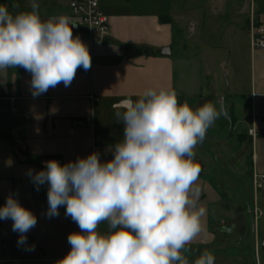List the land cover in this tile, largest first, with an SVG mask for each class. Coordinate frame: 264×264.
Listing matches in <instances>:
<instances>
[{
  "label": "crops",
  "instance_id": "1",
  "mask_svg": "<svg viewBox=\"0 0 264 264\" xmlns=\"http://www.w3.org/2000/svg\"><path fill=\"white\" fill-rule=\"evenodd\" d=\"M38 3L42 20L65 16L70 26L75 25L67 0H38ZM100 3L109 18L110 37L101 45L91 46L82 30L73 33L87 46L91 68L88 71L79 68L70 86L60 83L33 96L31 73L21 67L0 70V207L11 195L37 218L36 226L26 234L25 245L17 244L19 233L12 231L13 221L0 220V264H58L71 249L68 235L80 231L71 217L65 215V206L59 208L58 216H47L49 185H39L37 190L32 180V175L46 170L45 162L58 158L66 164L93 152L100 154L102 162L111 160L114 153L109 149L123 139L124 124L115 115L120 101L128 97L136 99L147 88H172L179 99L181 94H188L191 86L201 103L205 101L202 92L216 97L214 90L219 77L213 68L215 60L220 59L219 51L227 52L235 69L244 68L249 80L244 94L234 86L225 89L227 93L233 89L234 98L241 99L238 104L228 106L231 112V117L226 114L228 135L247 136L251 175H264V121L254 144L247 135L252 109L264 119V49L251 50L252 24L264 28V0H101ZM0 4L12 13L30 10V0H0ZM14 4L19 8L13 7ZM189 46L197 49L193 56L197 69L202 62L209 68L205 78L211 84L207 87H203L198 76L191 79V84L176 79V64H183L184 58H174L173 48L186 52ZM166 51L170 55H163ZM221 60L219 66L223 67ZM13 97L18 98V109L28 114L30 120L10 113L8 99ZM224 104L223 98L218 105L225 108ZM236 110L241 112L240 119L235 116ZM81 121L85 126L79 125ZM207 136L208 132L206 139ZM222 140L225 138L219 139ZM212 152L213 149L206 148L198 154L203 158ZM196 186L201 190L198 205L205 214L202 232L189 246L190 261L216 244L212 212L227 196L220 189L214 171L200 173ZM100 229L106 231L107 225L101 224ZM3 243H8L10 249H4ZM33 245L34 250H27Z\"/></svg>",
  "mask_w": 264,
  "mask_h": 264
},
{
  "label": "clouds",
  "instance_id": "2",
  "mask_svg": "<svg viewBox=\"0 0 264 264\" xmlns=\"http://www.w3.org/2000/svg\"><path fill=\"white\" fill-rule=\"evenodd\" d=\"M17 67L31 73L32 94L39 96L70 86L79 68H91V56L67 17L41 19L38 0L16 13L0 4V70ZM224 112L210 101L193 109L172 88H147L120 101L115 115L123 139L109 149L111 160L93 152L64 165L49 160L46 170L30 173L37 190L49 185L47 216L65 206L80 229L68 235L71 249L58 264H215L208 249L190 261L189 246L205 214L196 148ZM7 219L19 233L17 244L25 245L36 216L10 195L0 207V220Z\"/></svg>",
  "mask_w": 264,
  "mask_h": 264
},
{
  "label": "rangeland",
  "instance_id": "3",
  "mask_svg": "<svg viewBox=\"0 0 264 264\" xmlns=\"http://www.w3.org/2000/svg\"><path fill=\"white\" fill-rule=\"evenodd\" d=\"M196 52L197 49L191 46L186 52H182L177 47L173 48L174 58L178 56L184 58L183 64H176V79L178 82L186 80L191 84V79L198 76L202 78L203 87H207L211 84V81H207L205 78L209 68L205 65L206 63L202 62L197 69L193 61ZM218 56L220 59L215 60L216 67L213 68L214 74L219 77L217 89L214 90L217 96L210 95L209 97L208 93L202 92L205 101L201 103L200 99L195 97L190 86L188 88L189 95L181 94V98L178 99L180 103L187 101L193 109L209 101L215 103L219 108L221 105L218 103L223 101V98L225 99L224 114L207 131L209 136L215 140L209 141L210 138L207 136V139L196 148V160L201 166V173L214 171L220 189L227 194L222 204L212 212V216H214L212 217V231L215 233L217 241L209 250L215 256V264H264V187L257 192L254 191L247 136L235 133L228 135L226 127L229 124L226 114L231 117V112L228 109L229 104H238L241 99L240 97L234 98L233 89L228 93L225 89L234 86L237 88L235 90L244 94L249 80L244 68L235 69L231 58L228 61L229 57L226 51H219ZM221 59H223V67L219 66ZM235 116L240 119L241 112L237 111ZM224 129L227 130L224 131ZM220 138H225V140L219 141ZM206 148L213 149V152L211 155L201 158L198 153ZM223 229L231 230V232H223Z\"/></svg>",
  "mask_w": 264,
  "mask_h": 264
},
{
  "label": "built area",
  "instance_id": "4",
  "mask_svg": "<svg viewBox=\"0 0 264 264\" xmlns=\"http://www.w3.org/2000/svg\"><path fill=\"white\" fill-rule=\"evenodd\" d=\"M72 16L75 19V27L77 30H82L89 39L90 45H101L110 37V23L108 16L101 9V0H67ZM264 49V28L251 26V50ZM11 108L10 113L13 116L23 117L25 120H30V116L26 113L20 112L17 106L18 98L13 97L8 99ZM264 119L252 109L251 127L248 130V136L252 143L260 136V129ZM79 125L85 126V122H79ZM58 161L64 165L62 159H51ZM252 184L254 191L264 187V175L253 174ZM4 249H10L8 243H3Z\"/></svg>",
  "mask_w": 264,
  "mask_h": 264
},
{
  "label": "water",
  "instance_id": "5",
  "mask_svg": "<svg viewBox=\"0 0 264 264\" xmlns=\"http://www.w3.org/2000/svg\"><path fill=\"white\" fill-rule=\"evenodd\" d=\"M77 31V28L75 26L72 27V32L75 33ZM163 55H170V51L164 52Z\"/></svg>",
  "mask_w": 264,
  "mask_h": 264
},
{
  "label": "trees",
  "instance_id": "6",
  "mask_svg": "<svg viewBox=\"0 0 264 264\" xmlns=\"http://www.w3.org/2000/svg\"><path fill=\"white\" fill-rule=\"evenodd\" d=\"M163 20V19H162Z\"/></svg>",
  "mask_w": 264,
  "mask_h": 264
}]
</instances>
